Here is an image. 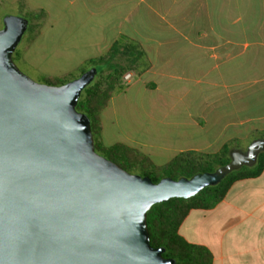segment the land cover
Masks as SVG:
<instances>
[{
    "label": "water",
    "instance_id": "water-1",
    "mask_svg": "<svg viewBox=\"0 0 264 264\" xmlns=\"http://www.w3.org/2000/svg\"><path fill=\"white\" fill-rule=\"evenodd\" d=\"M27 24L7 15L0 29V264H175L150 245L147 211L252 164L264 140L190 178L154 183L128 172L96 152L89 119L76 109L95 68L49 85L15 66Z\"/></svg>",
    "mask_w": 264,
    "mask_h": 264
},
{
    "label": "crops",
    "instance_id": "crops-1",
    "mask_svg": "<svg viewBox=\"0 0 264 264\" xmlns=\"http://www.w3.org/2000/svg\"><path fill=\"white\" fill-rule=\"evenodd\" d=\"M15 1L48 14L40 5L31 7V0ZM219 1L98 0L100 25L96 43L102 52L106 53L114 42L122 49L145 50L149 60H138L140 66L130 69L145 85V92L178 97V103L182 105L186 104L185 97L194 94L193 101H189L193 104L192 110L187 107L182 119L167 121L163 118L155 124L153 117L147 114L145 120L132 126L123 141L113 144L123 143L135 148L152 162L164 155L168 156V161L183 151H202L203 133L209 131L213 133V139H205L204 147L212 146L218 140L221 147L236 137L247 138L252 132H264V0H256L253 8L249 0ZM238 1H241V10ZM245 1L248 3L246 8ZM230 16L235 18L228 19ZM43 21L39 31L45 25H51L50 21ZM239 47L241 51H237ZM233 60H239L240 67L228 65ZM191 73L194 90L175 92L160 88L165 78ZM234 74H241L239 82H234ZM147 84L151 87L147 88ZM113 99L114 94L109 103ZM154 105L152 101V109ZM103 111L100 113L99 140L104 145ZM249 123L251 125L246 127L244 134L242 126ZM163 126L168 129L163 133L164 142L161 140ZM249 179L259 182L249 187L239 186L233 194L235 198L227 201L232 187ZM244 189L249 190L248 193L243 191L251 200L249 213L235 216L236 220L223 225L222 231H213L210 243L195 240L196 229L184 228L192 211L199 216H216L215 226L228 220L233 212L237 215L238 206H245L244 199L239 203L241 195L237 194ZM240 228L242 244L225 249L224 237L231 233L227 237L235 239ZM178 233L188 242L206 246L213 255L212 264H264V168L258 177L234 182L212 209H191L179 225Z\"/></svg>",
    "mask_w": 264,
    "mask_h": 264
},
{
    "label": "rangeland",
    "instance_id": "rangeland-1",
    "mask_svg": "<svg viewBox=\"0 0 264 264\" xmlns=\"http://www.w3.org/2000/svg\"><path fill=\"white\" fill-rule=\"evenodd\" d=\"M215 2L220 3L221 1L215 0ZM240 2L238 1L237 3L240 4ZM30 3L31 7L38 5L44 7L48 14L45 15L43 11L34 10L15 0H0V29L3 26V18L7 15L23 17L28 20L27 28L12 53V60L15 66L23 74L37 83L46 84L45 78L48 76H64V80L68 82L91 68H95L101 75H106L110 71L108 65L99 63L89 64V60L105 54L96 43V31L100 25L98 0H72L71 4L70 0H31ZM248 3L251 8L253 6L256 7V0H249ZM248 3L247 1L244 2V8H246L245 5ZM239 9H243L242 4H240ZM234 18L230 16L228 19ZM41 20H44L43 22L50 21L51 25H45L39 31ZM237 26L231 27L236 28ZM223 35L225 34L223 33ZM136 51L141 52V54L139 55ZM237 51H241V47ZM121 52L113 59V63L118 66L136 69L140 66L137 62L138 60H149L148 56L145 55V50L126 48L122 49ZM238 62L240 61L233 60L228 65H234L235 68H238L240 67L237 64ZM221 67H225V64L221 65ZM130 69L125 73L130 72ZM130 73L131 78L128 81L123 80V76L121 77L119 85L114 92V99L110 101L108 107L102 112L104 124L103 146L109 147L116 141H123L124 135L133 128L132 126L145 120L147 114L151 115L155 121L154 123L157 124V120H163V118L167 121L180 120L188 110L187 107L192 110L193 104L189 103V101H193V93L184 98L186 104L182 105L178 103V97H170L164 94L154 96V94L145 92L146 87L141 80H137V74ZM97 79L98 76H94L91 83ZM233 80L234 82H239L241 74H234ZM150 87V84H147V88ZM160 88L175 92L187 89L194 90V76L192 73L191 75L175 74L173 77L163 79ZM152 101L155 104L153 109ZM248 125L251 124H244L242 126L244 134ZM164 132H168L166 126H163L161 130V140L163 142L165 140ZM207 138L213 139V133L210 131L203 133V150L197 153H215L220 149V140L212 146L206 145L207 148L204 147L206 143L204 140ZM256 139H264V132H252L247 138L236 137L228 145L231 148L246 151L249 144ZM97 153L102 155L99 152ZM167 157V155H164L154 158L153 163L162 165L167 162ZM131 173L138 174V171L134 169ZM258 182L249 179L248 181L237 183V185L232 187V193L227 197V201L235 198L233 194L239 190V186L249 187L248 185H257ZM241 191L237 196L241 195L239 203H242L241 199H244L245 206H238L240 209L237 211V215L233 212L228 220L215 226L213 220L216 216H209L208 214L206 216H199L195 211H192L191 215L186 219L184 228L191 227L192 229H196L193 234L194 239L210 243L213 239L212 233L215 230L216 232H220L223 230V225L226 223L231 224L236 220L237 217L235 216H247L249 213L250 207L248 203L251 200L244 196L249 190L244 189ZM238 233L235 239L227 237L228 235L230 237L231 233L224 237L225 249L228 246H240L242 244V228L238 230Z\"/></svg>",
    "mask_w": 264,
    "mask_h": 264
},
{
    "label": "trees",
    "instance_id": "trees-1",
    "mask_svg": "<svg viewBox=\"0 0 264 264\" xmlns=\"http://www.w3.org/2000/svg\"><path fill=\"white\" fill-rule=\"evenodd\" d=\"M121 51L120 44L114 42L104 55L89 60V64L108 65L110 71L106 75H101L96 70L95 76H98V79L82 91L76 105V109L89 119L97 152L128 172L136 169L138 174L149 177L154 183L165 177L190 178L198 173L213 172L218 167L231 162L233 151L246 153L247 150L241 151L238 148H231L228 144H223L215 153L202 154L192 150L183 151L166 163L156 165L148 156L123 143H115L109 147L103 146L99 140L102 129L100 113L107 107L123 74L130 69V67H122L113 63V59L117 54L122 53ZM137 53L141 54V52ZM65 82L64 76L45 78V83L49 85H61ZM263 168L264 149L257 152L252 164H244L231 170L220 182L203 188L196 195L188 199L170 198L154 204L146 215L150 245L154 248L163 247V256L173 258L175 264H212L211 251L204 245L185 240L178 233L179 225L191 209H212L225 197L234 182L258 177Z\"/></svg>",
    "mask_w": 264,
    "mask_h": 264
},
{
    "label": "built area",
    "instance_id": "built-area-1",
    "mask_svg": "<svg viewBox=\"0 0 264 264\" xmlns=\"http://www.w3.org/2000/svg\"><path fill=\"white\" fill-rule=\"evenodd\" d=\"M122 78H123V80H125V81L130 80V78H131V73H130V72L125 73V74L123 75Z\"/></svg>",
    "mask_w": 264,
    "mask_h": 264
}]
</instances>
